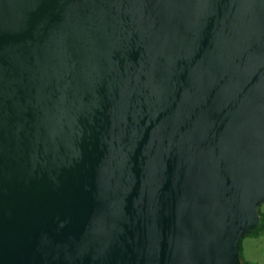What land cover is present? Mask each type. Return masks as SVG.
Here are the masks:
<instances>
[{"label": "water", "instance_id": "water-1", "mask_svg": "<svg viewBox=\"0 0 264 264\" xmlns=\"http://www.w3.org/2000/svg\"><path fill=\"white\" fill-rule=\"evenodd\" d=\"M264 201V0H0V264H239Z\"/></svg>", "mask_w": 264, "mask_h": 264}, {"label": "rangeland", "instance_id": "rangeland-1", "mask_svg": "<svg viewBox=\"0 0 264 264\" xmlns=\"http://www.w3.org/2000/svg\"><path fill=\"white\" fill-rule=\"evenodd\" d=\"M257 211L264 214V201H262ZM241 258L246 264H264V229L257 233L244 234L241 242Z\"/></svg>", "mask_w": 264, "mask_h": 264}, {"label": "trees", "instance_id": "trees-1", "mask_svg": "<svg viewBox=\"0 0 264 264\" xmlns=\"http://www.w3.org/2000/svg\"><path fill=\"white\" fill-rule=\"evenodd\" d=\"M258 213V224L257 226L249 231L248 233L246 234H249V233H257L258 231L260 230H263L264 229V214L263 213H259V211H257ZM243 235L240 236L237 240V257H238V260H239V264H246V261L244 259L241 258V245H240V242H241V239H242Z\"/></svg>", "mask_w": 264, "mask_h": 264}]
</instances>
